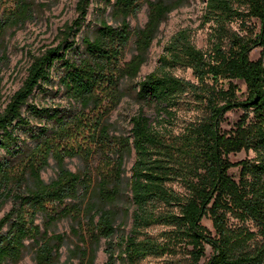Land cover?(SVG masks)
Here are the masks:
<instances>
[{
	"label": "trees",
	"instance_id": "16d2710c",
	"mask_svg": "<svg viewBox=\"0 0 264 264\" xmlns=\"http://www.w3.org/2000/svg\"><path fill=\"white\" fill-rule=\"evenodd\" d=\"M93 1L77 0V16L60 30L59 43L30 55L21 86L0 112V209L11 202L0 218V264L20 263L28 249L33 264H95L102 241L105 264H140L181 251L188 264H200L206 246L212 255L205 264H264V0H205L208 49L180 30L163 47L155 70L139 80L161 23L187 0H105L113 24L100 19L78 44ZM6 2L13 6L1 12ZM144 4L147 21L132 31L128 19ZM31 9L30 0H0V40L9 27L30 20ZM249 20L255 21L252 29ZM131 38L136 53L124 62ZM255 47L260 57L251 60ZM176 68L190 70L194 81L173 75ZM57 70L54 93L78 106L73 114L32 102L35 91L53 90ZM129 83L140 110L130 118L128 134L115 135L110 113ZM143 108L155 112L156 123ZM181 108L203 115L175 133L171 121ZM234 111L241 113L238 121L222 131L223 117ZM242 151L254 158L229 161ZM93 153L102 168L91 167ZM72 158L84 167L68 169L65 160ZM49 160L57 171L45 182L41 172ZM233 167L237 181L229 174ZM205 217L213 233L202 224ZM63 220L68 233L55 231ZM128 221L129 231H119ZM156 226L164 229L158 239L146 231Z\"/></svg>",
	"mask_w": 264,
	"mask_h": 264
},
{
	"label": "rangeland",
	"instance_id": "374dc122",
	"mask_svg": "<svg viewBox=\"0 0 264 264\" xmlns=\"http://www.w3.org/2000/svg\"><path fill=\"white\" fill-rule=\"evenodd\" d=\"M32 3L31 19L25 22L22 26L9 27L0 40V112L6 107L10 97L21 86L25 76L26 69L30 63V55H38L46 48L55 47L59 41V32L63 29L65 24H69L74 18H76L75 5L77 0H30ZM13 6L11 2H6L1 6V12L4 7ZM205 0H187L186 4L172 11L165 21H163L159 27L155 39L153 40L149 50L146 63H144L139 71L137 80L144 78L149 73L153 72L158 66V59L162 54L163 47L169 41V39L180 30L187 29L190 33L191 40L194 44L203 50L208 49V34L210 32L209 25H202V15L204 12ZM147 5L144 4L138 14L128 19L130 29L136 31L143 28L147 21ZM100 19L106 20L109 24H113L110 16V8L107 6L105 0H94L89 8V12L86 18V22L81 32L77 36L76 40L80 43V37L83 35H92L96 22ZM248 28L254 27L255 21H247ZM234 30L239 31V22L232 24ZM241 34H245V31H240ZM82 50V45H79ZM261 48L255 47L249 54L251 60H257L260 57ZM136 53L134 38H131L124 55V62L130 60V58ZM58 70L56 71V73ZM61 71L53 77V90H49L48 85L47 92L35 91L32 102L41 107H51V109L58 108L59 111L65 113H75L78 106L69 102L65 97L59 94H55L57 89L55 85L58 81V77ZM173 75L194 81L192 73L188 69L176 68L172 71ZM58 75V76H57ZM238 85L239 89L244 92L245 85L239 81H234ZM55 85V86H54ZM132 83H129L128 89L126 88V96L123 97L120 104L110 113L109 120L114 124L113 132L115 135L124 134L127 135L131 125L130 118L138 113L140 110L139 104L134 98V92L129 89ZM143 113L149 118L151 123H156L157 116L152 109L143 108ZM240 112H228L223 117L220 123L222 131H229L233 125L238 121ZM203 115V112L186 110L181 108L176 114L175 119L171 121L173 123V131L175 133L181 131L185 124L191 121H195ZM32 125H36L37 122L31 120ZM32 145L30 140L27 143ZM4 152L0 150V156ZM254 154L252 152H240L236 154H230L228 159L231 163H237L244 159H253ZM91 167L102 168V161L100 157L92 154L89 159ZM134 162V154L126 161L125 168L127 175L130 176V169ZM66 166L71 171L82 169L84 162L79 158H72L65 160ZM95 168V169H96ZM56 167L52 160H49V167L45 168L41 172V178L45 182H49L55 177ZM230 176L236 181L238 180V168L233 167L229 170ZM171 187L178 193H185L184 189L179 183H174ZM11 208V202H7L0 209V218L9 211ZM40 221V220H39ZM38 221V222H39ZM122 218H119L117 225L120 224ZM231 223L236 224L237 221L233 218ZM202 224L213 233L211 221L208 218L202 219ZM247 226L255 230L253 224H247ZM130 229V222L121 227V230L128 232ZM163 227H152L147 231V234L158 239L163 232ZM55 231L58 233L69 232V222L63 220L56 226ZM71 246V242H67L61 249L62 257L61 261L66 258L67 248ZM105 248V242L102 241L100 249L97 253L95 264H105L106 254L103 252ZM212 255V249L209 246L205 247V257L201 259L200 264H205ZM18 264H33V252L32 249H28L23 260ZM140 264H188V255L185 251L178 252L176 255H165L163 257H147L140 262Z\"/></svg>",
	"mask_w": 264,
	"mask_h": 264
}]
</instances>
